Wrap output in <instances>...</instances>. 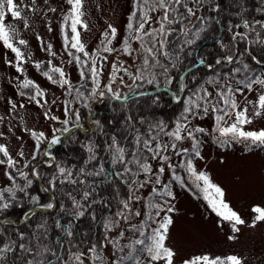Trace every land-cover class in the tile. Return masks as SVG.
<instances>
[{
  "label": "snow or ice",
  "instance_id": "obj_1",
  "mask_svg": "<svg viewBox=\"0 0 264 264\" xmlns=\"http://www.w3.org/2000/svg\"><path fill=\"white\" fill-rule=\"evenodd\" d=\"M67 4L69 8L64 16V23L69 25L70 22L71 32L65 35V41L70 43L71 48L88 58L82 60L81 56L70 53L82 65L80 77L85 78L86 75H90L92 80L90 90L85 93L75 89L76 96L73 99L79 101L82 107L89 109V117L92 115L93 101L107 97L119 102L120 111L124 114L122 130L109 132L105 127L107 121L102 122L100 119L92 118L91 123L96 133L106 137L103 143L97 142L95 138H89L82 144L81 147L87 155L80 166L64 162L56 163L52 152L46 151L41 154L38 151L39 145L44 141H48L49 146L61 143V136L55 133L57 131L68 133L69 124L83 127L80 110L76 107L69 109L65 101L63 118L50 115V110L43 113L49 120L60 123L59 129L52 130L50 140L44 131L27 127L24 129L30 137L34 138V149H37L31 153L30 157H26L21 148L16 153V158H13L7 145L0 144V166L5 168L4 180L0 183V264H125L126 261L132 264H175L177 253L166 244L169 228L174 222L172 216L164 214L162 219L156 222L158 226L153 227L148 233L143 222L139 226L131 223L133 217L144 214L140 210L133 211L132 205L142 199L139 193L144 187L161 183L160 175L165 172V163L170 159L168 155H161V153L167 152L169 148L175 151L176 142L190 139L195 156H201V153L196 150L200 143L196 133L203 134L205 128L189 127L191 121L197 117L212 112L219 113L215 117V123L216 130L222 137L251 141L253 145H264V128L244 130L243 126L251 124L252 120L248 117L247 106L241 108L236 98L237 93L253 92L259 87L260 94L254 102L253 114L254 116L264 115V19L247 18V9L242 0H233L239 23L229 20L227 25L223 23L222 14L225 6L222 0H134L132 6L134 10L130 12L127 22L129 35L123 38L122 48L118 50L112 46L118 30L109 24L108 30L103 33L101 47L97 48L96 53H92L86 50L81 33L78 31V26L84 29L88 27L82 19L83 0H67ZM28 8L29 5L23 4V0L20 4L16 0H0V45L15 53L17 62L14 66L17 72L24 71L20 63L24 59V54L18 45H25L27 41L22 38L17 41V27L15 23H8V18L11 17L17 23H22L24 28H28V20L23 15ZM49 10L56 11L55 8ZM30 11L33 13L36 11L35 0H32ZM257 11L264 13V8H258ZM237 29L241 30L237 31ZM51 30L49 26V31ZM216 32L230 33L227 42L224 36L212 35ZM210 36L218 46L219 54L214 61H207L200 56L198 63L205 68H211L212 74L208 75L203 83L197 81L198 86L192 89L186 99L178 93L188 89L189 84L183 82L178 84L174 98L182 105V111L173 130L166 131L165 122L162 120L154 124L147 122L143 116L137 120L128 100L129 94L134 90L138 91L139 97L147 98L144 103L156 104L159 97L153 99L147 91L140 89V84L146 83L156 87L171 86L174 79L173 70L183 67L185 60L194 57L198 41L208 39ZM133 41L139 42V48H133ZM241 42L245 43L242 50L239 47ZM256 47L260 49L259 59L252 54ZM51 49L52 45L48 44L46 50L51 52ZM133 51L138 53L139 64L133 63L130 69L118 61H109L110 76L108 82L102 84L103 69L102 65L98 64L97 54L123 52L131 57ZM52 54L55 55V53ZM246 57L255 61V66L246 62ZM100 58L108 61L107 55ZM8 63L12 62L8 61ZM227 65L238 66L225 70ZM36 67H39V64ZM85 67L88 69L87 74L83 70ZM52 72L58 73L59 76L56 78L45 72L44 75L48 80L66 90L72 89V83L63 69L53 67ZM125 76L136 85L135 89L129 85L128 93L117 91L113 86L116 81L123 84ZM189 79L195 80L196 77L190 74ZM18 87L30 90L32 94L29 96V102H34L41 107L47 103L45 99L42 104L45 93L40 85L32 80L25 78ZM19 94L22 97L25 95L23 91ZM68 94L71 95V91ZM221 102L223 107L219 106ZM7 103L11 104L13 110L16 109L15 102L9 99ZM233 114L234 121L225 126V118ZM145 123H148V135L141 133L136 127L137 124ZM115 124H119V121ZM153 132H155L154 135L151 134ZM161 133L171 138L169 142H159ZM128 136H131V140L125 144L124 141L128 139ZM72 139L74 140L75 137ZM220 142L226 144L228 141L222 139ZM101 151L107 155V163L111 167H106L104 158L100 155ZM181 152L187 155L189 149L181 148ZM157 158L164 163L153 177L151 175L153 168L149 160ZM41 164H47L52 171L42 172ZM185 164L196 186L200 187L199 182H203L204 199L208 201L211 210L230 224L232 235L228 236L229 240L238 239V234L241 232L240 226L255 228L258 223H264V206L253 208L255 215L249 224L225 202L223 198L225 193L222 188L212 183L206 173L197 171L192 159H188ZM167 167L173 170V178L183 183L182 178L176 175L175 167L170 163ZM141 176L144 177L143 180L139 179ZM97 178L101 185L105 183L127 185L126 198L118 201L117 210L109 216L98 217L97 210L94 208L96 205L107 208L110 203L103 197L95 198L99 187L96 183ZM36 180L42 182L41 192L51 193V199L47 202H42L39 195L32 194V185ZM68 186L74 187L72 190H66ZM210 190L214 192V195L209 194ZM152 191L156 192L157 189L152 188ZM115 192L118 196V186ZM164 193L166 196H173V192L167 185H164ZM65 200L70 202V207L62 202ZM165 205H168L167 200ZM57 207L59 212L55 217H51L50 214L45 216L37 211L41 208ZM148 207L156 209L157 217L161 216V213L174 211L170 205L165 208L164 205L151 202ZM16 209L27 210L21 211L15 221L10 220V212ZM86 215L90 222L102 224V240L94 241L89 232L77 234L76 221ZM37 216L39 218L34 219ZM69 217L70 219H67ZM148 219L151 220L152 216L149 215ZM122 222L128 223L132 230L139 233L140 238L126 245L129 249L127 255L117 256V252L125 251V246L120 243L125 238V231L120 230ZM53 230L56 231L55 240L50 239ZM114 230L117 233L116 236L111 235ZM85 241H87L86 244ZM105 252L112 258H107ZM182 264H245V262L237 255L221 258L202 254L183 259Z\"/></svg>",
  "mask_w": 264,
  "mask_h": 264
},
{
  "label": "rangeland",
  "instance_id": "obj_2",
  "mask_svg": "<svg viewBox=\"0 0 264 264\" xmlns=\"http://www.w3.org/2000/svg\"><path fill=\"white\" fill-rule=\"evenodd\" d=\"M16 2L20 4L21 0H16ZM133 2L134 0H83L82 10L84 16L82 19L88 27L84 29L82 26H78V31L81 33V39L87 51L97 52V48L101 47L103 33L108 30L109 24L118 30L112 46L118 50L122 48L123 38L129 35L127 22L130 12L134 10L132 7ZM23 4L29 5V8L25 9L23 13L28 20V28H24L22 23H17L13 18H8V23H15L17 27V41L21 38L27 41L25 45H18L24 54V59L20 62L24 68L23 72H17L14 66L17 62L15 53L0 45V117H2L0 119V144L7 145L13 158H16V153L21 148L25 152L26 157H30L31 153L37 150L34 149V138L24 131L26 127L44 131L48 135L49 140L51 139L52 130L59 129L60 123L59 121L49 120L43 113L50 110V115H57L63 118L62 113L65 101H67L69 109L76 107L80 110L83 127L69 124L67 126L70 130L68 133L62 134L57 131L55 134L60 135L61 139L64 138L63 140L66 141L68 135L72 136L75 131L79 130L82 133L79 144H84L89 138L94 137L92 134L96 129L92 125L91 119H96L94 117L95 109L108 99L105 97L92 102L91 117H89V109L82 107L79 101H74L73 99L76 96L75 89L81 86L82 92H85L86 88L90 90L92 80L90 75H86L85 78L80 77L82 65L74 59V55L81 56L82 60L88 58L84 57L76 49L71 48L70 43L65 41V35L71 32L70 22L69 25L64 23V16L69 8L67 0H35L36 11L34 13L30 11L32 0H23ZM21 6L23 5L21 4ZM50 8H55L56 11L52 12L49 10ZM49 26H51V31H49ZM240 30L238 29V31ZM37 37H40V39H37ZM48 44L52 45L51 52L46 50ZM132 44L134 49L139 48V42L133 41ZM52 53H55V55ZM70 53L74 55H70ZM252 54L255 55L254 53ZM103 55L108 56V61L100 58ZM137 55L136 51L132 52L131 57L123 52H101L97 54L98 64L102 65L103 69L102 84L107 83L110 76L109 61H118L123 66L131 69L133 63L139 64ZM8 61L12 63L9 64ZM253 62L255 64V61ZM37 64H39V67H36ZM53 67H59L64 70L67 78L72 83V89L66 90V88H62L48 80L44 75L45 72L56 78L59 76L58 73L52 72ZM190 67L194 66L191 65L188 68ZM198 67L204 66L197 62L191 71ZM205 69L212 71L211 68ZM83 70L86 74L88 73L86 67ZM184 71L177 78L176 87L173 85L156 87L155 85L141 83L140 89L147 92L157 89L149 93V95L164 93L170 97L171 103L178 104L179 102L174 98L175 94H177V86L181 82L187 83L188 78L186 76L191 72L184 74ZM193 76L196 77V74H193ZM25 78L40 85L44 91L45 97L41 102L43 104L46 99L47 103L43 107L34 102H29V96L32 94L29 89L18 87ZM173 83H175L174 79ZM129 85L133 89L136 88V85L125 76L123 84L116 81L113 86L117 91L128 93ZM189 86L188 89L180 91L178 95L186 99L192 88L198 85L191 81ZM20 91L25 93L23 97L19 94ZM69 91H71V95L68 94ZM136 92L138 91L134 90L130 93L128 100L139 97V95L131 97ZM259 94V87L253 92L237 93L236 98L239 106L241 108L247 106L248 117L252 120L251 124L243 126L246 131L264 128V115L254 116L253 114L255 111L254 102ZM155 97L157 98L158 96ZM9 99L17 104L16 109L13 110L11 104L7 103ZM20 104L25 106L20 107ZM219 106L223 107L222 102ZM82 112H88L86 119H83ZM217 114L219 113L212 112L208 115L197 117L189 125V127L205 128L203 134L196 133V137L200 142L196 150L201 153L200 157L195 156L192 150V141L187 138L176 142L177 148L175 151L169 148L167 152L161 153V155L170 157L169 161L165 163V172L160 175L161 183L147 185L140 191L139 195L142 199L139 202H134L132 207L133 211L140 210L144 214L140 217H133L131 223L139 226L143 222L146 231L150 233L153 227L158 226L156 222L160 221L164 214L172 216L174 222L169 228V238L166 244L177 253L175 264H182L183 259L202 254L213 257L220 256L221 258L237 255L244 260L245 264H264V223H258L255 228L240 226L241 232L238 234V239L229 240L228 236L232 235L230 224L227 221H223L211 210L208 201L204 199L203 182H199L200 187H197L194 178L186 168L185 162L188 159H192L197 171L206 173L212 183L222 188L225 193L223 197L225 202L249 224L255 215L253 208L255 206H264V145H253L251 141L231 140L230 137H222L216 130L215 117ZM177 119L178 117L175 116L173 125L167 131L173 130ZM234 119V114L231 117H226L225 126L230 125ZM170 139V137L164 135L159 142L167 143ZM222 139H227L228 142L221 144L220 141ZM59 144L49 146L48 141H44L39 145L38 151L41 154L46 151L52 152L57 163L53 148ZM181 148H188V154L184 155L181 152ZM177 153L180 154L177 155ZM162 163L164 162L159 158L153 159V164L151 165L153 168L151 175L153 177ZM168 163L175 167V173L182 178L183 183L173 178V170L167 167ZM48 167L47 164H41L40 166L41 171L44 173ZM4 170V166H0V183H3L4 180ZM143 179L144 177L141 176V180ZM35 182L41 188L42 182L39 180ZM164 185H167L173 192V196H166ZM152 188H156L157 191L153 192ZM44 194L47 195L46 202L51 199V193L44 192ZM209 194L214 195V192L210 190ZM165 200L168 201V205H165ZM149 202L164 205L165 208L170 205L174 211L161 213V216L157 217L155 215L156 209L148 207ZM55 209L41 208L37 211L47 212ZM149 215L152 216L151 220L148 219ZM9 219L16 220V218L11 216H9ZM67 219H70V217ZM120 230L125 231V238L120 241L125 246V251L123 253L117 252V256L127 255L129 249L126 245L140 238L139 233L132 230L126 222L121 223ZM111 235L116 236V231L114 230ZM109 249L111 250V245H109ZM105 256L109 259L112 258L108 256L107 252H105ZM125 264H132V262L126 261Z\"/></svg>",
  "mask_w": 264,
  "mask_h": 264
},
{
  "label": "trees",
  "instance_id": "obj_3",
  "mask_svg": "<svg viewBox=\"0 0 264 264\" xmlns=\"http://www.w3.org/2000/svg\"><path fill=\"white\" fill-rule=\"evenodd\" d=\"M224 4V12L222 14L223 16V23L227 25L229 20H231L233 23H239V17L235 14L236 8L233 5V0H222ZM244 3V6L247 9L246 17L249 19H262L264 18V13L257 11L258 8H264V0H242ZM258 27V26H257ZM238 31V29H237ZM212 35H221L225 37V41L227 42L228 37L230 36V33L227 32H216L213 33ZM240 44L244 45H239L240 49L245 47V43L241 42ZM244 46V47H243ZM255 47V46H252ZM259 59L260 57V49L258 47L255 48V51L253 52ZM219 54V49L218 46L214 43L213 39L211 36L208 39L198 41V45L196 48V51L194 53V57H190L187 60H185L183 67H178L176 70H173V75H174V81L172 85L176 87V80L180 76V74L189 66L196 64L198 62V58L200 56H203L207 61H214V58H216ZM246 62L251 63L252 65L255 66L254 62L251 61L250 59H246ZM238 66V65H227L225 70L228 68ZM258 68V66H256ZM219 70V69H217ZM196 74V80H190L189 76ZM212 71H207L204 67H198L194 69L193 71L189 72L186 76L187 83L190 85V82L192 81L194 84H197L196 82L199 81L200 83H203V80L207 78L208 75H211ZM238 76L240 74H237ZM189 80V81H188ZM90 85V83H89ZM190 87V86H189ZM195 88V86L193 87ZM192 88V89H193ZM81 91L82 88L81 86L78 87ZM89 89V88H88ZM87 88L85 93L89 91ZM153 99H156L155 96H158L159 99L156 104L152 103H144V101L147 98H141V97H136V98H131L129 99V103L132 106L133 109V115L136 116L137 120L141 116L145 118L147 122L155 123L156 121L162 120L165 122L166 125V131L171 128L174 122V118L179 117L180 113L182 111V105L180 103H171V99L167 94L164 93H158V94H151L149 95ZM140 101V103H136L137 101ZM88 112H82V117L83 119H86ZM123 113L120 111V103L117 101H113L110 99H106L102 105H99L95 109V116L96 119H100L102 122L107 121L105 127L109 132H114V131H120L121 125L123 124ZM116 121H119V124H115ZM137 128L140 129L141 133H144L148 135V123H145L144 125H136ZM81 132L79 130L75 131V133L68 137H66V141L61 139V143L53 148V151L57 157V163L59 162H64L69 165H77L80 166L83 163V159L86 158V152L84 149L81 147L80 142V137H81ZM155 134V132L151 133ZM94 137L99 143H103V141L106 139V137L99 135L96 133V130L93 132ZM164 135L161 133L159 136V140L163 137ZM72 137H75L73 140ZM131 140V136H128V139L124 141L125 144H128L129 141ZM100 155L104 158L105 165L106 167H111L110 164L107 163V155L101 151ZM149 163L152 165L153 164V159L149 160ZM52 169L50 167L46 168V172H51ZM43 172V171H42ZM141 179V177H139ZM91 180V178H89ZM96 183L99 185L97 188V194L95 196L96 199H100L101 197L104 198L106 202L110 203L108 204L107 208H104L103 205H96L94 206L95 210H97V215L98 217L101 216H109L113 214L117 208H118V201L120 199L126 198V192H127V185H124L120 183L119 185L117 184H112L109 185L108 183L105 184H99V178H97ZM36 186V187H35ZM40 185L36 182L33 183L32 185V194L33 195H39L41 197L42 202H46V194L44 192L40 191ZM119 187V195H116L115 188ZM74 186H68L66 190H72ZM59 199V198H58ZM64 202L68 207H70V202L68 201H62ZM26 209H16L13 212H10V215L12 218H16L17 216L20 215L21 211H25ZM59 212V208L57 207L55 210L52 211H47V212H38L39 214H43L45 216H48L50 214L51 217H55ZM39 216H37L34 219H38ZM76 232L78 235H81L85 232H89L90 237L95 241V240H102V233H103V226L99 222H90L89 217L86 215L85 217L80 218V220L76 221ZM51 240L56 239V231L53 230V232L50 235ZM87 241H85V244Z\"/></svg>",
  "mask_w": 264,
  "mask_h": 264
},
{
  "label": "water",
  "instance_id": "obj_4",
  "mask_svg": "<svg viewBox=\"0 0 264 264\" xmlns=\"http://www.w3.org/2000/svg\"><path fill=\"white\" fill-rule=\"evenodd\" d=\"M198 64H199V63H198ZM196 66H197V65H196ZM194 67H195V66H194ZM194 67H190V68H188L187 70H185V71H184V74L187 73V72H189V71H191ZM184 74H183V75H184ZM155 90H157V89H155ZM155 90L149 91L148 93H151V92H153V91H155ZM138 95H139V93L136 92V93L132 94L131 97H132V96H138ZM62 134H65V133H62ZM12 220H13V219H12Z\"/></svg>",
  "mask_w": 264,
  "mask_h": 264
}]
</instances>
